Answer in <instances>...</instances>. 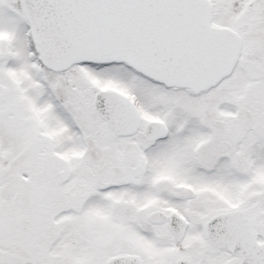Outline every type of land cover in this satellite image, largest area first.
I'll return each mask as SVG.
<instances>
[{
  "label": "snow or ice",
  "instance_id": "1",
  "mask_svg": "<svg viewBox=\"0 0 264 264\" xmlns=\"http://www.w3.org/2000/svg\"><path fill=\"white\" fill-rule=\"evenodd\" d=\"M0 264H264V0H0Z\"/></svg>",
  "mask_w": 264,
  "mask_h": 264
}]
</instances>
